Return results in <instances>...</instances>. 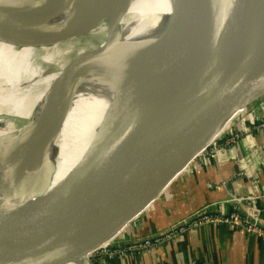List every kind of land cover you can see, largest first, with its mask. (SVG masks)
Listing matches in <instances>:
<instances>
[{
  "label": "water",
  "instance_id": "water-1",
  "mask_svg": "<svg viewBox=\"0 0 264 264\" xmlns=\"http://www.w3.org/2000/svg\"><path fill=\"white\" fill-rule=\"evenodd\" d=\"M66 2H48L47 10L57 13ZM2 20L12 24L6 15ZM165 27L132 66L74 180L45 219L32 222L26 214L54 164L47 155L29 168V129L42 128L44 117L0 141V264H91L89 255L216 136L197 146L215 119L264 94V0H175ZM84 56L72 58L43 108L54 94L71 96Z\"/></svg>",
  "mask_w": 264,
  "mask_h": 264
},
{
  "label": "bare ground",
  "instance_id": "bare-ground-1",
  "mask_svg": "<svg viewBox=\"0 0 264 264\" xmlns=\"http://www.w3.org/2000/svg\"><path fill=\"white\" fill-rule=\"evenodd\" d=\"M51 1L57 0H0V120L44 117L42 128L29 129V168L47 155L54 163L46 187L27 208L32 222L45 219L64 196L113 97L132 66L153 50L175 9V0H70L55 13L47 10ZM5 15L12 24L4 23ZM83 34L99 39H86L76 50L75 58L85 55V63L74 92L66 101L54 94L43 108L74 60L63 58L60 46ZM54 59L56 68L47 70L46 62ZM237 111L215 119L199 145L220 133Z\"/></svg>",
  "mask_w": 264,
  "mask_h": 264
},
{
  "label": "crops",
  "instance_id": "crops-1",
  "mask_svg": "<svg viewBox=\"0 0 264 264\" xmlns=\"http://www.w3.org/2000/svg\"><path fill=\"white\" fill-rule=\"evenodd\" d=\"M259 112H264V94L249 104L242 116L251 117ZM9 117L10 126V121L0 120L3 124L0 127L8 131L15 128V121L24 120ZM237 121L244 130L247 119L241 117ZM26 123L32 122L24 120ZM249 194L253 197L248 203L230 199ZM203 205L222 213L239 210L247 219L264 226L263 131L255 134L245 131L232 149L218 153L215 159L205 163L192 160L126 224L116 239L158 231ZM190 259H195L196 264H264V237L227 223H208L187 229L145 251L102 257L95 259L94 264H188Z\"/></svg>",
  "mask_w": 264,
  "mask_h": 264
},
{
  "label": "built area",
  "instance_id": "built-area-1",
  "mask_svg": "<svg viewBox=\"0 0 264 264\" xmlns=\"http://www.w3.org/2000/svg\"><path fill=\"white\" fill-rule=\"evenodd\" d=\"M244 110V109H243ZM242 110V111H243ZM257 115V114H256ZM249 117L242 116V112L235 114L230 118V122L226 127L218 133L206 146H204L193 158L199 163H205L211 159H215L218 153L225 149H232L237 140L244 134L264 132V112H259L258 115ZM247 119L244 130L239 127L238 119ZM217 187V184H215ZM252 195L236 196L230 199L235 201H246L252 199ZM227 223L233 227L242 229L249 233L258 234L264 237V226L256 221L247 219L239 210H230L226 213L211 211L208 206L203 205L194 212L181 217L176 222L168 226L148 234L132 237L130 239L119 240L113 238L95 249L90 255L91 264H94L95 259L111 256H124L132 252H142L146 249L159 245L167 240H170L177 235L185 232L187 229L204 224ZM195 259H190L188 264H196Z\"/></svg>",
  "mask_w": 264,
  "mask_h": 264
},
{
  "label": "rangeland",
  "instance_id": "rangeland-1",
  "mask_svg": "<svg viewBox=\"0 0 264 264\" xmlns=\"http://www.w3.org/2000/svg\"><path fill=\"white\" fill-rule=\"evenodd\" d=\"M86 39H88V40H94V41L96 40L97 41L99 39V36L98 35H92L90 37V35H88V34H83V35L79 36L78 42H75L74 44L67 43V44H64V45L60 46L61 47V51H62L61 53L64 54L62 57L63 58H72L75 55L76 50L79 47H81V46L84 45ZM56 66H57V62H56V59H54L52 61L46 62V66L45 67H46V69L48 68L47 70H51V69H55ZM90 80H93V78H90ZM242 110L243 109H241L239 112H242ZM244 110H246V108H244ZM3 120H4V122L5 121H10V123L8 122L9 123L8 126H10V124H12L11 119H3ZM23 122H24V120H17V121H15V128H10L9 131H8L7 128H1L0 127V141L2 139H4V138H8V139H11L12 138L13 139V138L18 137L21 134L23 128H20V130H17L16 128L18 126L22 125ZM31 122L33 123V121H31ZM226 123H227V121H226ZM2 125L3 124L0 123V126H2ZM10 134H12V135H10ZM200 137L198 138V140H200Z\"/></svg>",
  "mask_w": 264,
  "mask_h": 264
}]
</instances>
